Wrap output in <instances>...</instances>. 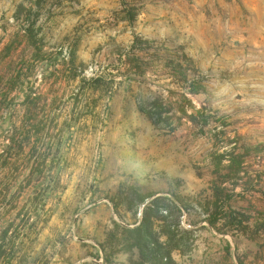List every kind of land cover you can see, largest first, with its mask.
Wrapping results in <instances>:
<instances>
[{
	"label": "rangeland",
	"instance_id": "374dc122",
	"mask_svg": "<svg viewBox=\"0 0 264 264\" xmlns=\"http://www.w3.org/2000/svg\"><path fill=\"white\" fill-rule=\"evenodd\" d=\"M32 91L0 264H264V0H0V153Z\"/></svg>",
	"mask_w": 264,
	"mask_h": 264
},
{
	"label": "trees",
	"instance_id": "16d2710c",
	"mask_svg": "<svg viewBox=\"0 0 264 264\" xmlns=\"http://www.w3.org/2000/svg\"><path fill=\"white\" fill-rule=\"evenodd\" d=\"M129 19L133 20V18ZM70 73H72V69ZM70 73L67 74L69 78ZM27 101V115L30 116L28 118L25 117L21 125L16 126L14 131H11L10 136H7L10 142L6 144V148L0 153V198L3 196V193L9 191L10 186L14 182V178L18 177L16 175H18L21 167L28 169L30 167V177L31 175L32 177L38 175L37 179L40 180L45 176L46 171L51 170L59 154L58 145L60 140L63 139L60 136L61 128L57 132H54L55 127L58 125L56 120H58L59 114L51 116L47 105L45 104L42 107L41 97L33 95V91L27 94ZM40 110H42L43 114L38 118ZM28 147L30 148V157L26 162L23 161V163L20 158V153ZM236 171L239 173L240 169ZM228 175L222 179L227 180ZM228 216L230 217L231 224L237 225L239 230L247 227L244 219H239L231 213ZM8 231H10V226L5 229L6 235Z\"/></svg>",
	"mask_w": 264,
	"mask_h": 264
}]
</instances>
